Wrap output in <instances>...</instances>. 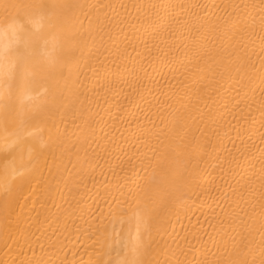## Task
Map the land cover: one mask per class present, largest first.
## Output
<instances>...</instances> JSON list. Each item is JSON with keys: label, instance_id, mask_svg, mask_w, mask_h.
Returning <instances> with one entry per match:
<instances>
[{"label": "bare ground", "instance_id": "bare-ground-1", "mask_svg": "<svg viewBox=\"0 0 264 264\" xmlns=\"http://www.w3.org/2000/svg\"><path fill=\"white\" fill-rule=\"evenodd\" d=\"M0 264H264V0H0Z\"/></svg>", "mask_w": 264, "mask_h": 264}]
</instances>
